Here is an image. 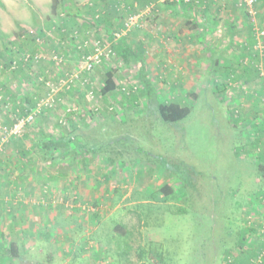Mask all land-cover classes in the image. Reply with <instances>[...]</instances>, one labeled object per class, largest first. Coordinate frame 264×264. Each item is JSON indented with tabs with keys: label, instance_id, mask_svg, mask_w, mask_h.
I'll return each instance as SVG.
<instances>
[{
	"label": "rangeland",
	"instance_id": "1",
	"mask_svg": "<svg viewBox=\"0 0 264 264\" xmlns=\"http://www.w3.org/2000/svg\"><path fill=\"white\" fill-rule=\"evenodd\" d=\"M66 1L63 23L52 16L51 0H0V42H18L22 30L43 36L37 51L42 58L28 74H3L0 66V81L15 100L39 98L32 119L14 137L1 130L14 119L11 103L0 107V185L9 192L0 197V242L19 249L18 259L2 264H264L260 71L250 72L254 85L248 88L245 74L195 73L192 65L169 69L161 59L167 52L161 9L155 20L147 16L166 0H151L142 25L118 40L111 35L119 23L111 0H101L99 19L84 9L92 0ZM140 29L142 37L134 34ZM100 39L112 54L86 72L82 57ZM34 48L28 43L23 51ZM257 57L264 73L263 51ZM137 58L144 61L152 94L139 79ZM111 67L119 90L103 97ZM171 102L192 111L166 126L156 103ZM68 132L79 155L73 163L53 164L51 156L59 153L35 147L44 135ZM165 184L174 188V200L155 194Z\"/></svg>",
	"mask_w": 264,
	"mask_h": 264
},
{
	"label": "crops",
	"instance_id": "2",
	"mask_svg": "<svg viewBox=\"0 0 264 264\" xmlns=\"http://www.w3.org/2000/svg\"><path fill=\"white\" fill-rule=\"evenodd\" d=\"M183 1L180 3L166 0L160 5L161 36L166 39L164 44H167L165 57L160 56L163 63L166 62L173 71L176 66L185 68L192 65V71L195 73L217 71L227 77L236 74L237 78L245 74L247 77L241 79L246 81L248 88H251L254 85L253 77H249L250 66L252 64L254 66L251 52L257 50L256 37L254 34L253 38L249 20L240 0ZM255 8L258 13V25H264V0H257ZM108 24L110 25V21ZM134 34L138 37L144 35L143 30ZM134 42L139 45L140 38L134 39ZM19 150L24 154L26 153L24 151L30 149L22 146ZM0 188H2L0 197L9 193L8 185L4 186L1 183ZM3 211L8 212L9 209L1 210V213Z\"/></svg>",
	"mask_w": 264,
	"mask_h": 264
},
{
	"label": "trees",
	"instance_id": "3",
	"mask_svg": "<svg viewBox=\"0 0 264 264\" xmlns=\"http://www.w3.org/2000/svg\"><path fill=\"white\" fill-rule=\"evenodd\" d=\"M111 1L113 4V10H115L114 12L116 13L117 18L119 19L118 27L115 28L117 29V31L124 29V20L127 17L140 14L142 11L145 10L146 7H148L151 4V0H145V1L143 0H111ZM66 4H67L66 0H51L52 16L57 18L61 22L63 21V23H67L68 21L67 19L63 18L64 16L62 14V10L65 8ZM100 4H101V0H92L91 5L84 6V9H86L92 17L96 16L97 19H99L100 15L97 14V9H98V6L101 7ZM255 6H256V3H255ZM71 7H72V10L77 9V8H74L73 6ZM159 8L160 6L158 7L157 10L156 9L151 10L150 13L147 14V16L149 18L152 17L153 20H155L157 17L156 13L160 10ZM78 10L82 12L83 9L79 8ZM255 11L257 15V20L259 22L258 13H257L256 8H255ZM143 18L144 16L142 17V19ZM145 24H146V21L143 22V27ZM115 29H112V30L115 31ZM75 32H78V31H75ZM42 37L43 36L41 33L28 34L24 30H22L21 34L18 35V38H17L18 42L9 43L7 40L1 41L0 42V59L7 58V61L6 60L0 61L1 73L4 74L6 71H10L12 74H15V75H18L23 72L24 74H28L31 71L32 64H35L32 61V58L34 54L38 53L37 51L39 49V44L42 41ZM63 42L64 41L62 40L60 43L59 42L57 43L59 45L57 46V49L63 45ZM28 43H31V44L33 43V46L35 47L34 53H28V52L24 53L23 47L25 46V44H28ZM251 53H252L251 61H253L254 66L252 64L250 68H251V71L256 72L257 73L256 75L258 76L259 75L258 59H257L258 51L252 50ZM263 54H264V49H263ZM25 55L30 56V59L28 61H24ZM134 63L137 67L138 74L140 76L139 79L141 80L143 87L145 88L146 92H148L149 94H152L154 92L153 84L151 83V81L148 79L146 75V72H145L146 67H145L144 61L141 58H137V59H134ZM116 74H117V71L113 67L109 68L107 72L104 74V84L102 88H100L101 96L106 97L119 90L117 82H116ZM259 80L262 83L264 79L259 77ZM67 92L72 93L73 90H67ZM38 102H39V98L37 96L31 97V98L28 97L24 99L20 98L19 100H15V96H13L7 90V87L4 84V82L0 81V107L3 106V107L8 108V106L11 103L12 107L10 110H11L12 116L14 117V119L12 120L10 124L3 125L5 128H11L14 125V123H16L19 119L25 118L29 116L30 114H32L34 109H36ZM156 104H157L155 108L156 115L158 119L161 121V123L166 126H172L173 124L183 121L190 115L192 111V109L188 106H182L178 103H173V102L168 103V104H158V103ZM70 134L71 132H68L67 134L64 133L62 134V136L58 138L44 135V137L41 138L40 143L37 144L35 147L37 148L39 153H43V152L45 154L46 153L48 154L59 153L61 155L60 158L58 157L59 159L58 158L54 159V157L52 158L51 156V160L53 164H57L59 162L68 163V164L73 163L76 161V158H78L79 155L77 153L76 143L74 144V147H73L72 146L73 142H71L70 140L71 138H68ZM14 136H17V135H12V137ZM22 137H23L22 138L23 140H26L28 139L29 136L27 134H23ZM256 141L259 143L258 138L256 139ZM68 152H70L69 153L70 155L66 156ZM26 155L28 154L24 153V156ZM167 166L169 167L168 170L169 169L172 170L173 166H170L169 164H167ZM258 170L260 171L258 174H260L261 178L263 179L264 178V166H258ZM155 194L159 195L160 198L163 200V202L174 200L175 195H176L174 188L172 186H169L168 184L161 186ZM262 197H264V195ZM115 229L119 230L120 232L123 231L118 226ZM18 257H19V249L15 242H7V240H2L0 242V262H1L0 264H2V261L6 259L12 260V259H18Z\"/></svg>",
	"mask_w": 264,
	"mask_h": 264
},
{
	"label": "built area",
	"instance_id": "4",
	"mask_svg": "<svg viewBox=\"0 0 264 264\" xmlns=\"http://www.w3.org/2000/svg\"><path fill=\"white\" fill-rule=\"evenodd\" d=\"M255 3L256 0H240V4L243 7L247 18L249 20L250 25L252 26L253 33L255 34L256 37V44L255 48L259 51L262 52L264 49V25L259 26L257 22V15L255 11ZM149 9V8H145ZM144 11H142L140 14L135 15V16H130L127 17L124 20V29H121L119 31L115 30L111 33L113 36V40H118L120 39L124 33L128 32L134 27H140L142 17L145 15ZM77 37V32L73 33V38ZM260 40L262 42H260ZM89 43V42H88ZM108 43L104 39L96 40L95 43L92 45V50L91 52L86 53L82 57V69L86 72L91 71L96 65L100 64L102 61H105L108 59L110 54H112L111 49L106 47ZM80 49L83 51L86 50L89 46H87V42H82V44L79 45ZM107 49V50H106ZM89 51V50H88ZM41 55L39 53H36L33 55L32 61L34 63H37L41 60ZM30 59V56L25 55L24 56V61H28ZM52 59L58 63L61 61V57L59 54H54L52 56ZM258 70L260 71L261 76H264L262 66H258ZM33 113L30 114L29 116L25 118L19 119L16 123L11 128H5L2 127V132L3 134H6L7 136H12V135H17L21 132L22 128L24 125H26L29 120L32 119Z\"/></svg>",
	"mask_w": 264,
	"mask_h": 264
}]
</instances>
